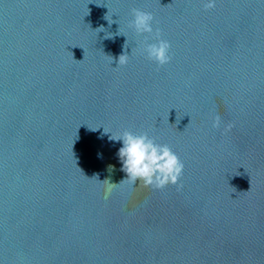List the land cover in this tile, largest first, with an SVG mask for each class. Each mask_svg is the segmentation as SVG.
I'll return each instance as SVG.
<instances>
[{
  "label": "water",
  "instance_id": "water-1",
  "mask_svg": "<svg viewBox=\"0 0 264 264\" xmlns=\"http://www.w3.org/2000/svg\"><path fill=\"white\" fill-rule=\"evenodd\" d=\"M204 3L0 0V264H264V0ZM124 130L180 157L181 190L120 183Z\"/></svg>",
  "mask_w": 264,
  "mask_h": 264
},
{
  "label": "clouds",
  "instance_id": "clouds-1",
  "mask_svg": "<svg viewBox=\"0 0 264 264\" xmlns=\"http://www.w3.org/2000/svg\"><path fill=\"white\" fill-rule=\"evenodd\" d=\"M215 6L216 0H205L204 8L206 10ZM131 14L133 19L129 22V27L133 28L137 35L150 34L156 41L148 43L146 37L141 48L142 53H146L147 58L153 61L157 67L171 63V44L162 38L159 28L154 31V16L150 12L136 8L132 9ZM128 61L129 55L125 52V54L119 56L118 66L126 65ZM222 125L224 134L231 132L234 127L232 123L224 124L221 115L216 114L212 120V127L220 129ZM110 139L122 141L118 156L122 164L121 170L126 174V178L121 180L120 183L127 182L136 185L139 182V184L153 189H163L171 184L177 187V191L183 188L180 180L185 165L167 144L157 143L146 132L136 134L130 130H124L119 136L110 137ZM111 168L112 166H109V170ZM114 185L116 184L109 183L104 196L106 200L110 197L111 188Z\"/></svg>",
  "mask_w": 264,
  "mask_h": 264
}]
</instances>
